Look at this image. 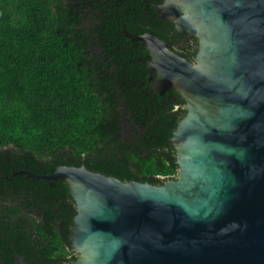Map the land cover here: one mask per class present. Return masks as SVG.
<instances>
[{
  "label": "water",
  "instance_id": "1",
  "mask_svg": "<svg viewBox=\"0 0 264 264\" xmlns=\"http://www.w3.org/2000/svg\"><path fill=\"white\" fill-rule=\"evenodd\" d=\"M152 7L199 42L192 62L152 34L128 35L151 58L154 94L175 89L185 102L171 140L177 178L123 181L85 160L29 177L68 185L77 259L67 264H264V0Z\"/></svg>",
  "mask_w": 264,
  "mask_h": 264
},
{
  "label": "trees",
  "instance_id": "2",
  "mask_svg": "<svg viewBox=\"0 0 264 264\" xmlns=\"http://www.w3.org/2000/svg\"><path fill=\"white\" fill-rule=\"evenodd\" d=\"M72 2L0 0V146L35 152L55 169L80 167L85 160L90 170L123 181L163 185L175 180L171 140L186 114L185 102L175 89L160 97L142 85L147 79L141 59L147 52L126 36L152 34L172 46L174 26L159 20L144 0H132L137 10L130 21L102 26L80 15L94 4L83 0L78 11ZM173 50L189 60L195 54ZM132 162L139 171L127 176L123 171ZM59 183L63 204L72 202L75 212L67 183ZM50 191L60 204L63 192ZM13 215L17 223L22 220ZM43 231L41 226L39 235L66 260L67 232L58 230L52 239ZM1 234L0 257L7 264H13L10 242L18 252L24 245L30 251L36 246L23 227L7 228V240ZM76 259L74 254L68 263Z\"/></svg>",
  "mask_w": 264,
  "mask_h": 264
},
{
  "label": "flooded vegetation",
  "instance_id": "3",
  "mask_svg": "<svg viewBox=\"0 0 264 264\" xmlns=\"http://www.w3.org/2000/svg\"><path fill=\"white\" fill-rule=\"evenodd\" d=\"M82 1L83 0H73V7L79 11V6L81 5L80 3ZM87 1L89 2V4H94V6H90L89 9H84L85 12L80 13V15L83 16V21H85L86 23H92L93 25L102 26L108 21L115 23L128 22L131 20V14L135 15V12L137 10V8L132 4V0ZM144 1L150 8H153L152 3L154 2L158 4L164 3V0ZM99 3L101 4L98 5ZM100 6L102 7V10L100 9ZM158 19L161 20L159 16ZM128 35L131 34H126V36ZM171 40L173 45L170 47L172 49L176 48V50L178 51H180V49L183 51L190 49L193 50L195 54L191 57L190 61H194L199 46V42L196 37L189 34L182 35L176 31L174 26ZM141 47L142 50L146 51L143 43H141ZM101 51L104 52L105 49H101ZM173 51L176 52L175 50ZM141 61L144 66L143 78L147 79L142 85H144L146 89L151 90L154 94L153 89L149 86L150 75L148 64L150 63L151 58L149 57L148 53L144 58L141 59ZM115 68L116 66H113V69ZM153 78H156V75H154ZM56 169L54 168L52 163L41 162L38 154H36L35 152L24 150L18 147H13L12 145L0 146L1 235L6 239L5 231L7 228L15 226L21 228L23 227L29 234H32V240L36 244L34 249L31 251L28 250L24 245L20 249V252H18L16 250L15 244L10 242V244H12L11 248L13 251V264H15V253L24 256L28 264H57L58 262L64 263L65 261L67 262H65L64 264H67L68 261L72 260L74 257L75 253L73 252V246L70 240L71 230L73 226H71L70 217L75 213L73 211L74 205L72 202H66V204H63V201H67L63 192V185L59 183L60 181L48 182L47 184L41 185L38 182L42 180L29 177V175L47 176L52 174ZM135 170L139 171L138 167H135L132 162L129 168L124 170L123 172L125 175L129 176V174L134 173ZM51 187L55 188L56 191L63 192L61 193L62 196L59 199L60 204L57 203L58 199L56 195L52 194L53 192L50 191ZM11 212H13L17 216H20L22 220L17 223V219H15L16 221L14 219H11L9 216L11 215ZM64 215H67L66 219L69 221V224H66ZM46 217L50 218L51 224H47V221L45 219ZM41 226H43L45 230L43 232L47 231L46 233L50 234V238L52 239L56 237V233L58 232V230L67 232L68 241L65 243L66 260L63 259V251H57L55 247L46 243V240L42 235H39V229L41 228ZM1 248L3 249V247ZM56 255L58 257H61V260H58ZM0 261V264H7L6 261H3L1 257Z\"/></svg>",
  "mask_w": 264,
  "mask_h": 264
}]
</instances>
